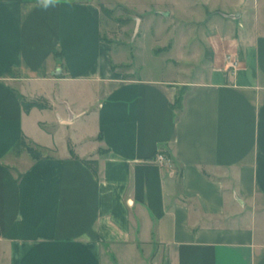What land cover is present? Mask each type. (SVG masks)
I'll return each mask as SVG.
<instances>
[{
    "label": "crops",
    "instance_id": "0c3cea01",
    "mask_svg": "<svg viewBox=\"0 0 264 264\" xmlns=\"http://www.w3.org/2000/svg\"><path fill=\"white\" fill-rule=\"evenodd\" d=\"M187 1L211 24L198 80L118 67L101 1L0 0V264H264V18ZM24 135L50 157L16 153Z\"/></svg>",
    "mask_w": 264,
    "mask_h": 264
},
{
    "label": "rangeland",
    "instance_id": "374dc122",
    "mask_svg": "<svg viewBox=\"0 0 264 264\" xmlns=\"http://www.w3.org/2000/svg\"><path fill=\"white\" fill-rule=\"evenodd\" d=\"M98 1L111 10V16L104 14L103 36L113 43V59L123 71L135 76L190 80H198L205 72L206 63L202 62V51L206 48V35L211 30V24L203 23L199 18L201 14L197 15L195 11L183 7L187 6V0H178L179 5L175 7L177 14H173L166 3L171 0ZM224 1L229 6L238 2ZM248 1L252 4L256 2L252 11L257 12L259 9L260 17L264 18V0ZM240 9L244 10L243 7ZM219 14L226 18L241 17L240 11ZM137 17H143V23ZM48 119L49 129L56 134L60 128L55 113L51 112ZM65 129L66 132L56 139L60 149L67 145L66 138L72 131L68 127ZM74 148L80 149V146L74 145Z\"/></svg>",
    "mask_w": 264,
    "mask_h": 264
},
{
    "label": "trees",
    "instance_id": "16d2710c",
    "mask_svg": "<svg viewBox=\"0 0 264 264\" xmlns=\"http://www.w3.org/2000/svg\"><path fill=\"white\" fill-rule=\"evenodd\" d=\"M101 10L103 14L111 16V10L108 9L103 2L100 3ZM188 87L183 85L179 87L177 91V95L175 98V101L173 102L172 106L175 110V115L177 118L181 115V113L184 111V100L186 96ZM23 106L26 112L30 111L31 108L37 106L40 108L46 107L47 104L38 100V99H31V100H23ZM49 149L47 146L40 145L33 140L29 139L26 135L19 138V140L14 145V150L16 153H21L22 151H27L30 153V155L33 158H43V157H50L49 154L46 153V151ZM160 152H163L166 154L168 158H170V152L166 150L165 148H161L159 150ZM158 151V152H159ZM72 155L75 153L73 150H71ZM156 155V153L153 155V157ZM87 165H89L96 174H98V160L93 158H83L82 159Z\"/></svg>",
    "mask_w": 264,
    "mask_h": 264
},
{
    "label": "built area",
    "instance_id": "2783aa9c",
    "mask_svg": "<svg viewBox=\"0 0 264 264\" xmlns=\"http://www.w3.org/2000/svg\"><path fill=\"white\" fill-rule=\"evenodd\" d=\"M227 58L229 61V67L230 68L235 69L240 65V59L237 56L232 55V54H228ZM156 160L161 162V163H164V162L169 161V158L166 156V154L159 151L156 155Z\"/></svg>",
    "mask_w": 264,
    "mask_h": 264
},
{
    "label": "clouds",
    "instance_id": "9594fccd",
    "mask_svg": "<svg viewBox=\"0 0 264 264\" xmlns=\"http://www.w3.org/2000/svg\"><path fill=\"white\" fill-rule=\"evenodd\" d=\"M44 2H45V6H47L49 3H53L54 0H44Z\"/></svg>",
    "mask_w": 264,
    "mask_h": 264
}]
</instances>
